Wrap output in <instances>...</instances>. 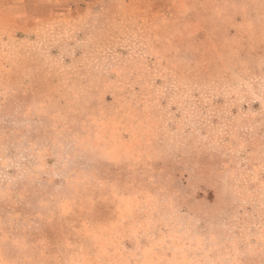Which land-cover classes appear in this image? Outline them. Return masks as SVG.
Here are the masks:
<instances>
[{"label":"rangeland","instance_id":"374dc122","mask_svg":"<svg viewBox=\"0 0 264 264\" xmlns=\"http://www.w3.org/2000/svg\"><path fill=\"white\" fill-rule=\"evenodd\" d=\"M0 264H264V0L0 12Z\"/></svg>","mask_w":264,"mask_h":264},{"label":"crops","instance_id":"0c3cea01","mask_svg":"<svg viewBox=\"0 0 264 264\" xmlns=\"http://www.w3.org/2000/svg\"><path fill=\"white\" fill-rule=\"evenodd\" d=\"M93 1L94 0H0V12L10 11L13 15L14 12H16L20 24L30 27L37 25V23L40 24L43 20L47 19L51 15L53 9L71 8L89 4ZM28 5L38 8L40 12H29L25 8V6Z\"/></svg>","mask_w":264,"mask_h":264}]
</instances>
